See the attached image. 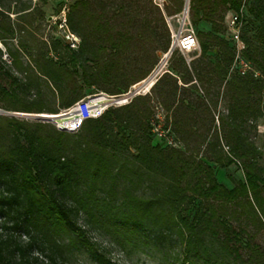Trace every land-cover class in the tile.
I'll return each instance as SVG.
<instances>
[{
  "label": "trees",
  "instance_id": "trees-1",
  "mask_svg": "<svg viewBox=\"0 0 264 264\" xmlns=\"http://www.w3.org/2000/svg\"><path fill=\"white\" fill-rule=\"evenodd\" d=\"M33 1L0 0V33L26 31L4 18L33 20ZM166 2L75 0L67 17L79 49L56 40L29 55L38 83L46 80L59 104L16 101L0 83L2 107L56 115L87 90L128 93L170 50L167 16L182 13L186 0ZM189 9L200 57L188 63L174 51L150 93L87 120L76 133L0 116V264H74L82 249L100 262L104 248L93 233L154 251L168 264H264L257 242L264 154L250 125L264 120V0H190ZM242 10L243 56L260 78L230 72L235 48L226 18ZM11 57L19 71L32 67L17 53ZM0 77L18 82L1 52ZM155 105L183 148L154 142ZM233 165L243 179L228 188L216 170Z\"/></svg>",
  "mask_w": 264,
  "mask_h": 264
},
{
  "label": "rangeland",
  "instance_id": "rangeland-1",
  "mask_svg": "<svg viewBox=\"0 0 264 264\" xmlns=\"http://www.w3.org/2000/svg\"><path fill=\"white\" fill-rule=\"evenodd\" d=\"M74 2L75 0H46V2H43L41 0H34L33 6L35 8L32 16L33 20L26 21L23 19L16 18V15L12 14H9L10 18H4L7 24L11 22L16 27H18L19 25L20 27H23V29L26 30L24 32H16L15 35L11 37L5 36V34L0 33V38L6 37L5 40H0V52L2 54V59L6 61V63L10 66L12 75L18 79V82L14 84L13 78L0 77V83L7 89H11L13 94L18 97L15 99L16 101L29 104L34 101L43 100L48 102L50 105L59 104L58 96L55 97V95H53L51 85L49 84L48 86L46 80H43L42 83H38L37 79L35 78L37 77L35 63L29 55L32 54L35 57L39 50H45V46L43 43H46L48 47H51L53 41L60 40L58 36V31L54 26V21H56V18L60 15L63 8H69V6L72 5ZM154 2L161 8H164V5L167 4L166 0H154ZM3 9L7 10L6 8ZM40 13H43V17ZM188 16L190 19V11ZM170 17H174L171 26L173 29L177 30L180 27V22L182 18L181 15L178 14L174 16H167V19H169ZM12 53H17L25 66L32 65V67L27 73L24 71H19L18 69L13 67V59L11 57ZM200 54L201 49H198L189 54L182 55L187 59L189 63L199 58ZM46 55L49 59H54L55 61L59 60V54L56 52L48 51ZM169 60L170 59L168 58V65L165 68L167 72L169 68ZM165 63L166 59L164 56H162L159 61V64L156 66L154 71L157 68L164 66ZM148 78L142 81L141 83L137 84L136 88L133 86L128 93L131 92L134 94L136 92H141V89L140 91H137V89L139 88V86H141L142 83L148 80ZM99 93V91L91 89L87 90L85 94L86 96H90ZM139 95L146 94L141 93ZM0 108L4 109L1 103ZM219 109L224 112V108H222L221 106L219 107ZM9 112H11L12 115L4 117H14L20 121H26L31 124L42 123L50 125L51 127H55L53 123L54 120L40 117V115L44 114L12 111ZM164 119L165 112L158 105H155V117L152 120L151 133L155 143H158L160 140L156 137V133L154 132V126L158 122L164 121ZM250 125L257 126V130H252L251 136L252 140L262 150L264 154V120H259L257 123H253ZM171 136L174 137V135L172 134ZM179 146L183 148L182 144H180ZM260 164L262 167H264V156ZM216 176L221 184L225 185L228 188H233L240 180L243 179V172L239 166L233 165L227 169L217 168ZM91 236L95 239L94 241H97L104 248L102 251L103 257L101 261L95 262L91 255L85 249H82L78 251L76 257L73 259L74 264H168L167 261L163 259L161 255L154 251H143L139 248H134L132 245L123 246L121 244L123 242L122 239L116 240V238L108 234L98 236L96 233H93ZM257 242L264 247V231L260 232L257 235Z\"/></svg>",
  "mask_w": 264,
  "mask_h": 264
},
{
  "label": "built area",
  "instance_id": "built-area-1",
  "mask_svg": "<svg viewBox=\"0 0 264 264\" xmlns=\"http://www.w3.org/2000/svg\"><path fill=\"white\" fill-rule=\"evenodd\" d=\"M189 11L190 9L188 11L184 9L182 13H180L182 18L180 27L177 30L173 29L171 26L174 17L167 19L171 28L172 43L169 52L164 55L166 59L165 65L157 68L148 78V80L154 79V84L165 72H167L165 68L168 65V58L170 59L174 51H179L181 54L186 55L201 49L197 33L188 16ZM68 12V7L63 8L60 15L56 18V21H54V26L58 31L59 39L70 49L78 50L81 45V38L70 30L67 17ZM242 19L243 10L239 14L230 13L226 18L227 37L235 48V59L230 72L238 73L240 76L252 75L255 78H260V73L256 71L252 63L246 60L243 56L245 44L241 37L243 27ZM150 89L148 91L141 89V92H136L134 94L131 92L123 95L99 93L87 96L70 108L64 109L60 114L56 115L60 117L53 121L54 126L61 132L76 133L81 130L83 124L87 120L102 117L110 108H118L129 104L134 97L141 93L147 94L150 92ZM137 91H140V89H137ZM10 115H12L11 112L0 108V116ZM154 132L156 133L157 139H159L164 145L180 147V143L171 136L170 129L164 127L163 121L158 122L154 126Z\"/></svg>",
  "mask_w": 264,
  "mask_h": 264
},
{
  "label": "bare ground",
  "instance_id": "bare-ground-1",
  "mask_svg": "<svg viewBox=\"0 0 264 264\" xmlns=\"http://www.w3.org/2000/svg\"><path fill=\"white\" fill-rule=\"evenodd\" d=\"M186 1H187V0H186ZM153 85H154V79H149V80L145 81L143 84H141V86H139L138 89H143V90H145V91H148ZM134 87L136 88L137 85L134 86ZM40 117H41V118H46V119H52V120H55V119H57V118L60 117V116L46 115V114H44V115H40Z\"/></svg>",
  "mask_w": 264,
  "mask_h": 264
},
{
  "label": "water",
  "instance_id": "water-1",
  "mask_svg": "<svg viewBox=\"0 0 264 264\" xmlns=\"http://www.w3.org/2000/svg\"><path fill=\"white\" fill-rule=\"evenodd\" d=\"M189 3H190V0H187V1H186V4H185V7H184V9H185L186 11L189 10Z\"/></svg>",
  "mask_w": 264,
  "mask_h": 264
},
{
  "label": "crops",
  "instance_id": "crops-1",
  "mask_svg": "<svg viewBox=\"0 0 264 264\" xmlns=\"http://www.w3.org/2000/svg\"><path fill=\"white\" fill-rule=\"evenodd\" d=\"M143 84V83H142Z\"/></svg>",
  "mask_w": 264,
  "mask_h": 264
}]
</instances>
